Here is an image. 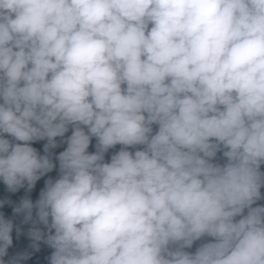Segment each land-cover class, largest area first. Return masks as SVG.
<instances>
[{"label":"clouds","instance_id":"obj_1","mask_svg":"<svg viewBox=\"0 0 264 264\" xmlns=\"http://www.w3.org/2000/svg\"><path fill=\"white\" fill-rule=\"evenodd\" d=\"M0 99V134L47 138L45 153L69 124L88 126L57 157L59 179L13 209L35 250L54 249L50 264H264V206L251 207L264 185V0H0ZM117 144L146 147L102 163ZM221 144L223 166L210 162ZM54 167L0 135L10 191ZM12 231L0 213V264ZM205 235L215 242L183 250Z\"/></svg>","mask_w":264,"mask_h":264},{"label":"trees","instance_id":"obj_2","mask_svg":"<svg viewBox=\"0 0 264 264\" xmlns=\"http://www.w3.org/2000/svg\"><path fill=\"white\" fill-rule=\"evenodd\" d=\"M151 24L149 25V28ZM126 85H122V88H125ZM0 103H3V100L0 99ZM147 115V114H145ZM79 126L86 134H88V126L83 124H69L67 126L68 130L64 133L63 136H57L54 138L57 147L50 148L48 153H45L44 146L48 143L47 138L33 140L29 142L24 141H17L14 137H12L8 133H2V137L10 141L11 144H24L28 143L31 147L36 149L37 153L41 156L49 155L52 163L55 165L51 172L46 173L42 176L39 180L36 181L35 186L32 188L31 191H28L27 182H25L23 187L17 189V191L12 192L8 189L2 179H0V201H10L11 203H4L2 207H0V213L3 214L5 219L12 220L13 222V231H12V238L13 243L8 249V255L5 256L3 259L5 260L6 264L10 258L17 256V254L22 253H29L30 258L27 260L21 261V264H50V256L53 253L54 249L49 247L43 240L37 242L39 245V250H35L33 245V240L29 236V231L33 228V224L31 221L25 223L24 222V213L15 214L13 212L14 207L18 206L22 199L28 198L34 204L40 198L41 191L45 188V182L51 178L53 181L59 179L60 177V170H59V160L57 157L60 153L65 151L68 147V139L73 134L75 128ZM152 133L151 135H155L159 130L158 124H152ZM212 143H217L215 138L211 139ZM97 144L98 138L95 136H90V143L87 149L88 154H94L97 151ZM145 145H135V146H124L122 144H117L114 147H111L104 153V159L102 163H110L111 157L117 154L121 149H126L127 151L131 152L133 155L137 150H144ZM228 149L225 148L222 144L220 145L219 150L216 152L215 157L210 158V162L213 164H218L223 166L227 163V158L224 157V151ZM202 155V154H201ZM259 171L264 174V162H261ZM260 199L255 200V202L251 205V207L255 208L258 206H264V185L260 188ZM249 209L245 208L241 215L236 216L234 219L238 221L239 219L243 218V216L248 214ZM33 219H36V209H33ZM39 228L42 232L47 235L48 229L42 224H36L35 227ZM17 228H19V235L17 234ZM54 234V229L52 230ZM215 242L214 237L210 236H203L199 240L193 242L190 248H184L183 250L194 254L196 250L205 243ZM178 245L170 244V250H174Z\"/></svg>","mask_w":264,"mask_h":264}]
</instances>
